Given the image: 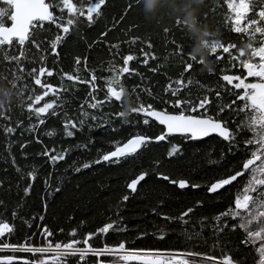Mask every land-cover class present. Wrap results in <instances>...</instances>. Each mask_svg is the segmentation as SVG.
Masks as SVG:
<instances>
[{
  "label": "snow or ice",
  "instance_id": "6c2138e0",
  "mask_svg": "<svg viewBox=\"0 0 264 264\" xmlns=\"http://www.w3.org/2000/svg\"><path fill=\"white\" fill-rule=\"evenodd\" d=\"M197 2L195 17L199 38L193 40V24L187 19L191 9L189 3L184 9L185 16L174 17L175 27L185 34L187 42L168 39L172 29H162L166 54L160 57L150 39L130 36L126 41L109 45L112 58L103 69L106 74L98 75L95 68H88L87 55L74 57L72 71L57 69L56 57L59 55L58 47L74 31L97 24L107 7V0H0V82L6 81L11 89H0L7 97L0 99V119L6 121L0 131L9 148L14 142L8 138L17 131L27 130L37 143H42L37 129L47 119L53 118L59 128L48 129V136L62 133L63 137L73 139L78 135L84 137L83 141L77 139L75 145L61 151L45 146L36 153L46 158L45 163L50 168L43 179L47 191L41 197L42 205L33 214L32 224L36 223L37 216L43 223L47 213L46 197L50 198L61 190L59 180L55 188L50 184L51 169L57 166V162L65 161L73 149L91 152L95 143L92 129L107 126L114 132L118 128L136 131L110 139L107 143L110 150L96 148L95 158L76 161L78 166L71 167L72 172L105 165L120 167L129 159L137 160V166L141 168L134 178L125 181V191L117 198L115 211L109 208L107 219H101L94 230L70 227L61 240L55 239L48 225L43 224V228H38L46 237L41 243H36L35 234L14 241L12 237L17 231L15 219L21 205L17 204L12 209L11 221L0 215V264H128L130 261L142 264H248L247 256L236 258V251H229L233 242L237 250L251 251L253 264H264V0H222V5L214 0L212 9L208 11L204 10L207 5L203 0ZM154 3L155 0H127L116 25L135 7L147 12ZM223 5L227 6V12L221 23L229 26L230 20L231 32L240 36L239 44L223 41L219 30H209V12L215 17ZM133 27L135 25H129L127 31ZM108 30L106 27L99 31L97 40L92 43L106 42ZM136 42L142 44L139 55L132 51L121 53L122 43ZM168 44H171V49L167 48ZM86 46L90 49L92 44L86 42ZM113 48L115 51H111ZM157 60L160 63L149 67L150 61ZM222 61L225 67H219L217 72ZM170 63L179 69L175 74L167 71ZM209 63L207 73L217 75V83L212 87L191 75L193 72L200 74L196 71L198 64ZM36 64L41 66L37 69L33 67ZM49 64L51 66H44ZM139 66L165 78L167 83L163 92L168 99L157 97L151 88L142 86L148 77L139 71ZM45 75L49 79L59 75L60 81L45 83L42 81ZM137 76L141 83L130 89L126 87V81ZM78 84L86 88L83 98L74 95L79 91ZM194 85L199 87L195 97L190 93ZM74 100L75 110H68L67 106ZM160 104L165 106L160 107ZM14 107L27 113V123L21 120L13 123ZM210 134H215L221 145L214 153L220 157L219 162H209L208 166L216 169L210 178L200 175V170H197L190 176L181 172L180 178L173 179L169 173L159 170L183 159L186 149L182 145L185 141L198 142ZM163 141L170 144L166 156L171 160L158 158L145 165L142 153L154 142ZM28 144L27 139L19 144L22 157L27 156L24 150ZM7 162L20 177L16 182L17 195L22 191L24 195L20 199L23 200L30 195L33 180L39 178L37 170L41 166L35 163L21 166L10 151ZM181 167L176 164L174 171ZM149 176L158 177L180 189L198 190L203 187L206 193L221 197L219 207H214L211 212L201 211L205 201L200 199L176 213H158L157 207L151 208L153 215L164 220L159 238L168 239L170 232L183 235L186 239L184 247L131 248L123 239L115 244L107 242V235L125 224L121 215L123 204L139 190L138 182ZM21 181L26 186L20 188ZM5 188L10 199L13 188L7 177L0 178V192ZM224 193H227L226 199L223 198ZM0 207L7 213L2 197ZM158 207L162 208L163 202ZM32 224L21 219V225L27 226L29 231ZM80 224L83 225L84 221ZM177 228L179 233H176ZM56 231L64 232L62 228ZM139 235L143 237L145 233L140 232ZM209 240L212 244L208 250L187 248V244L193 242L199 248L201 244L207 245ZM216 249L220 250L219 254H216Z\"/></svg>",
  "mask_w": 264,
  "mask_h": 264
},
{
  "label": "trees",
  "instance_id": "16d2710c",
  "mask_svg": "<svg viewBox=\"0 0 264 264\" xmlns=\"http://www.w3.org/2000/svg\"><path fill=\"white\" fill-rule=\"evenodd\" d=\"M222 5V0H216ZM127 3V0H107V7L103 9V15L99 18L97 24L91 28H84L76 30L70 35L66 41L58 47V63L57 69L63 71H72L74 64V57L76 55H87V66L89 69L95 68L98 75H105L104 68L107 67V61L111 59L109 45L115 44L117 41H126L130 36H139L141 40L148 38L154 45L155 52L158 56L163 57L165 52V35L162 31L164 28L172 29L168 34V39H175L178 42L184 43L186 36L181 32L180 29L175 27V16H185L184 9L191 4L190 14L187 19L193 24V40L199 38L198 21L196 20L195 13L198 8L197 0H155L154 5L147 12H142L139 6L132 9L123 20L116 25V20H120L119 13H121L123 5ZM204 5L208 11L212 9L214 0H203ZM227 12V6L223 5L220 8L219 13L213 17L209 12L207 23L209 30H219L222 33L223 41H232L237 44L240 42L239 34L233 33L229 26H225L221 21L226 19L225 13ZM115 17V20H114ZM215 21V23H214ZM243 23V21L241 22ZM129 25H135L131 31H127ZM217 25L219 28L217 29ZM106 27L109 30L106 32L105 41H97L98 32L103 31ZM127 32V34H125ZM81 36L83 39H81ZM86 42L92 44L89 49L86 46ZM190 43V42H189ZM194 46V45H193ZM142 47L140 42L133 44L120 45L121 53L128 51L135 52L139 55V49ZM146 48V46H144ZM171 44L167 45L168 49H171ZM115 51V49H111ZM51 54V53H50ZM55 56L56 54H51ZM226 59V57H225ZM155 63H160V60L150 61L149 67ZM214 66L216 62L213 61ZM197 65V72H193L191 75L199 80L202 84H207L212 87L217 83V75L209 74L207 71H200ZM41 66L39 64L33 65V67ZM44 66H51L44 65ZM83 67V62L81 64ZM219 67H225L223 61L217 66V72ZM178 67L170 63L167 66V71L170 74H175L178 71ZM230 71V67H228ZM139 71L143 73L148 79L142 84L143 87L151 88L153 94L157 97H163L165 100L169 97L163 92V86L167 83L165 78L161 75L152 74L147 68L139 66ZM83 75V74H82ZM42 81L45 83H59L60 77L56 75L55 78L49 79L46 75L42 77ZM140 77L128 79L126 81V87L129 89L134 84H140ZM37 88L39 86H36ZM79 91L74 95L75 97L83 98L86 93L84 85H77ZM0 89H7L11 91L10 86L7 82H0ZM192 96H196L199 93V87L194 85L190 88ZM0 99H7L4 93L0 91ZM147 99V96H145ZM75 100L72 105L67 106L68 110H75ZM164 104H160V107H164ZM170 107V106H169ZM108 111V109H106ZM21 120L27 123V113L21 112L18 108H13L12 121ZM6 124V121L0 119V128ZM59 128L56 119H47L45 123L40 126L37 131L40 133L42 143H37L27 130L22 133L17 131L13 133L8 140L14 142L10 148L6 142V138L0 131V178L7 177L9 182L12 184L13 194L9 199L7 195V188L0 192L7 206V213L3 207H0V215L6 216L11 221V211L20 204L21 207L18 209V215L15 219V225L17 231L13 234V240H23L24 236L31 237L35 234L36 243H41L42 239H46L44 234L38 230L43 228V224H47L49 230L54 233L55 239H64V236L68 233L70 227H77L82 231L94 230L96 226H99L101 219H107V210L111 208L113 211L116 209V200L124 191V184L126 180L134 178L135 174L141 170L138 167V161L129 159L120 167H109L107 165L102 167H92L86 170H81L79 173L72 172L71 167H76V161L85 162L88 158H95L96 148L104 147L107 149V143L110 139H116L124 137L130 132H135L136 129H117L115 132L105 126L104 128H94L91 131V135L95 139L93 149L91 152L80 151L73 149L65 158L63 162H57V166L53 167V172L50 178V184L53 188L57 186V181L61 182V190L58 193H54L52 197H46L47 200V213L45 220L41 223L36 218V223L32 224L33 214L37 213L38 206L42 205L41 197L47 191L43 184L44 176L48 173L50 166L45 163L44 157H39L36 153L41 152L45 146L48 148L55 147V150L61 151L64 147H72L76 144L77 139L83 141V136H77V139L63 137L62 133L54 136H48V129ZM87 131V130H86ZM29 140V144L25 146L27 153L26 157L21 156V149L19 144L23 143L24 140ZM175 142V141H174ZM220 141L216 136H209L200 139L198 142L195 140L185 141L182 147L186 149L183 159L178 162H172L167 164L165 167L160 168V171L169 173L171 178H180V173L183 172L186 175H193L199 171L200 175H207L209 178L214 174L216 169L208 166L210 161L219 162L220 157L214 155L220 149ZM170 147L168 141L154 142L148 146L146 151L142 153L144 156V164L148 165L149 160H155L163 158L165 160H171L166 156V151ZM9 151L15 156L17 164L40 165L41 167L37 170L39 178L33 180V186L28 195L23 200L20 199L24 194L22 191L17 195L18 189L16 187L17 180L20 177L13 170L11 165L7 162ZM176 164L181 165L179 171H174ZM154 167V165H152ZM65 169H68L67 171ZM150 170V169H149ZM139 183V190L130 195V199L126 201L121 208V215L124 217L125 224H121L119 230L113 229L110 235H107V242L115 244L119 240H126L127 246L131 248H145V247H184L186 245V239L183 235L169 233L168 239H161L158 236L159 231L162 230L164 224L163 218H158L157 215L151 213L152 207H157L158 213L160 211L176 213L178 210L183 209L185 206H190L197 199L205 201V206L201 211L211 212L214 207H219L221 200L220 196H213L212 194L206 193L202 187L200 189H180L172 184H169L162 179L149 176L142 182ZM26 186L24 181L20 182V188ZM223 198H227V193L223 194ZM163 202V207L160 208L158 205ZM39 211H43L40 207ZM72 216L73 219L69 220L68 217ZM27 220L29 224H32L31 231L28 230L27 226L21 225V219ZM193 220L196 217H192ZM84 221L81 225L80 221ZM63 229L64 232H57V229ZM22 229V230H21ZM139 229V232L137 231ZM169 231L168 229H163ZM179 229H176V233H179ZM140 232L145 233V236L141 237ZM102 241L104 237H101ZM212 241L209 240L207 245L201 244L199 248L196 247L195 242L187 244L189 250H208L211 248ZM236 251V258L241 256H247L248 264H253L252 253L249 249H238L233 242L230 245L229 251ZM219 249H216V254H219ZM11 254V253H8ZM111 259V258H110ZM130 264H141L135 261H130Z\"/></svg>",
  "mask_w": 264,
  "mask_h": 264
},
{
  "label": "clouds",
  "instance_id": "9594fccd",
  "mask_svg": "<svg viewBox=\"0 0 264 264\" xmlns=\"http://www.w3.org/2000/svg\"><path fill=\"white\" fill-rule=\"evenodd\" d=\"M201 2H202V0H201ZM198 67H199L200 71H207L208 68L210 67V63L209 64H203V65L198 66Z\"/></svg>",
  "mask_w": 264,
  "mask_h": 264
},
{
  "label": "water",
  "instance_id": "95a60500",
  "mask_svg": "<svg viewBox=\"0 0 264 264\" xmlns=\"http://www.w3.org/2000/svg\"><path fill=\"white\" fill-rule=\"evenodd\" d=\"M210 135H215V134H210ZM135 262H138V263H141L142 264V262H139V261H135Z\"/></svg>",
  "mask_w": 264,
  "mask_h": 264
},
{
  "label": "flooded vegetation",
  "instance_id": "af4514ba",
  "mask_svg": "<svg viewBox=\"0 0 264 264\" xmlns=\"http://www.w3.org/2000/svg\"><path fill=\"white\" fill-rule=\"evenodd\" d=\"M209 136H211V135H209ZM213 136H215V135H213ZM204 138H205V137H204ZM200 139H203V138H200ZM200 139H199V140H200Z\"/></svg>",
  "mask_w": 264,
  "mask_h": 264
},
{
  "label": "rangeland",
  "instance_id": "374dc122",
  "mask_svg": "<svg viewBox=\"0 0 264 264\" xmlns=\"http://www.w3.org/2000/svg\"><path fill=\"white\" fill-rule=\"evenodd\" d=\"M128 264H130V263L128 262Z\"/></svg>",
  "mask_w": 264,
  "mask_h": 264
}]
</instances>
